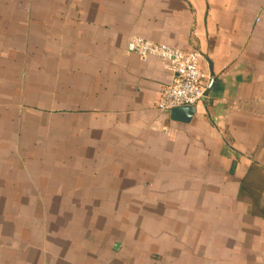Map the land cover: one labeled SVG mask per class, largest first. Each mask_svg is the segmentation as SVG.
Masks as SVG:
<instances>
[{"label": "crops", "instance_id": "1", "mask_svg": "<svg viewBox=\"0 0 264 264\" xmlns=\"http://www.w3.org/2000/svg\"><path fill=\"white\" fill-rule=\"evenodd\" d=\"M0 264H264V0H0Z\"/></svg>", "mask_w": 264, "mask_h": 264}, {"label": "built area", "instance_id": "2", "mask_svg": "<svg viewBox=\"0 0 264 264\" xmlns=\"http://www.w3.org/2000/svg\"><path fill=\"white\" fill-rule=\"evenodd\" d=\"M130 45L142 61L160 60L164 71L171 77L158 103L162 116L169 117L174 109L195 107L206 100L205 85L209 77L202 70L200 53L186 52L138 36L130 39Z\"/></svg>", "mask_w": 264, "mask_h": 264}, {"label": "water", "instance_id": "3", "mask_svg": "<svg viewBox=\"0 0 264 264\" xmlns=\"http://www.w3.org/2000/svg\"><path fill=\"white\" fill-rule=\"evenodd\" d=\"M195 107H183L171 112V119L182 123H189L194 116Z\"/></svg>", "mask_w": 264, "mask_h": 264}]
</instances>
